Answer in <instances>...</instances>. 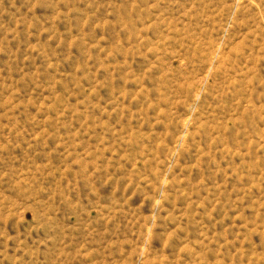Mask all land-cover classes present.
<instances>
[{"label":"rangeland","instance_id":"rangeland-1","mask_svg":"<svg viewBox=\"0 0 264 264\" xmlns=\"http://www.w3.org/2000/svg\"><path fill=\"white\" fill-rule=\"evenodd\" d=\"M0 264H264V0H0Z\"/></svg>","mask_w":264,"mask_h":264}]
</instances>
